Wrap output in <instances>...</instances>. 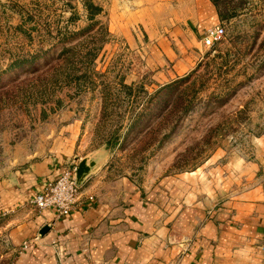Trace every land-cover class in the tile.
<instances>
[{
    "label": "rangeland",
    "instance_id": "1",
    "mask_svg": "<svg viewBox=\"0 0 264 264\" xmlns=\"http://www.w3.org/2000/svg\"><path fill=\"white\" fill-rule=\"evenodd\" d=\"M92 1L101 7L97 21L65 43L61 33L89 23L83 0H0V178L49 154L72 131L74 151L90 160L100 150L96 158L105 160L107 175L136 181L194 168L216 150L246 148L263 132L264 0H225L233 12L217 17L220 38L210 45L198 39L192 66L162 84L152 76L141 27L121 26L133 3ZM162 1L151 13L156 25L166 11ZM81 37L96 49L89 62H76V71L88 72L86 85L61 82L22 102L37 73L48 76L55 64L67 65L55 57L59 47ZM21 54H39L36 71L23 64L5 69ZM10 257L1 229L0 264Z\"/></svg>",
    "mask_w": 264,
    "mask_h": 264
},
{
    "label": "crops",
    "instance_id": "2",
    "mask_svg": "<svg viewBox=\"0 0 264 264\" xmlns=\"http://www.w3.org/2000/svg\"><path fill=\"white\" fill-rule=\"evenodd\" d=\"M130 1L121 26L141 27L158 84L192 66L198 30L218 23L210 0H163L160 25L151 14L157 0ZM75 139V131L62 135L49 154L0 178L7 264H264V130L246 148L137 181L107 175L96 150L70 211L37 209V189L86 155L74 151Z\"/></svg>",
    "mask_w": 264,
    "mask_h": 264
},
{
    "label": "trees",
    "instance_id": "3",
    "mask_svg": "<svg viewBox=\"0 0 264 264\" xmlns=\"http://www.w3.org/2000/svg\"><path fill=\"white\" fill-rule=\"evenodd\" d=\"M210 1L213 3L215 7L216 16L219 19L225 18L228 16V14L233 12L232 7L227 8L225 0H210ZM228 2H230V0H228ZM82 6L84 10V16L87 20H89V23H87L85 26L78 28L77 30L69 31V33L67 34L64 31L63 33H61V41L65 43L69 42L73 35L82 34L84 31L88 30L93 23L97 21L95 15L98 12H100L101 10L100 5L94 3L92 0H83ZM72 13L73 12H70L69 17L71 16ZM104 31H106V28H104ZM85 39L86 38L81 37L80 39H77L73 43L62 44L59 47V50L57 51L55 57H62L63 61L67 65L69 64V66L65 64H63V66L59 64H55L54 66H52V70L55 69V71L51 72L52 71L51 70L48 73L49 74L48 76L45 74L39 75L37 73L36 80L27 83L28 88L30 89L26 90L25 93L20 97L21 101L26 102L27 97L30 96L31 93L35 94L36 96H40L43 93H45V90L48 91L50 87L53 88L56 84H60L61 82L66 84L70 81L75 80V83L78 84L79 80H81V82H83L82 86L86 85L87 83L86 79L89 77L88 72L86 71V69L83 70L78 69L79 71H76L75 70L76 62L77 60H79L81 63L89 62L91 60L92 55L95 53L96 49H92L94 46L93 47L87 46L88 41H86ZM81 48H84L85 50L80 52L79 49ZM46 51L47 50L45 49V52ZM77 54H79V57L76 56ZM36 57H39V54H29L28 56H25L24 54L17 55L10 59L5 69H7L8 67L11 68L23 64L25 66L23 69H27L30 72H34L39 67L38 63H34L33 61ZM166 111L169 112V110ZM161 112H162L161 115H163L165 111L162 110ZM139 118H140V112L132 115L131 120L127 126V131L130 128H132L135 124H137ZM172 128L173 126L169 128L168 132ZM167 133H164L163 135H166Z\"/></svg>",
    "mask_w": 264,
    "mask_h": 264
},
{
    "label": "built area",
    "instance_id": "4",
    "mask_svg": "<svg viewBox=\"0 0 264 264\" xmlns=\"http://www.w3.org/2000/svg\"><path fill=\"white\" fill-rule=\"evenodd\" d=\"M222 26L219 23L205 27L199 40L204 45H210L217 41L222 34ZM75 164L63 168L55 177L45 181L32 195L30 202L37 209L50 208L55 214H67L76 200L79 183L75 180ZM28 246L27 240H22L20 248Z\"/></svg>",
    "mask_w": 264,
    "mask_h": 264
},
{
    "label": "water",
    "instance_id": "5",
    "mask_svg": "<svg viewBox=\"0 0 264 264\" xmlns=\"http://www.w3.org/2000/svg\"><path fill=\"white\" fill-rule=\"evenodd\" d=\"M93 164L92 160H87L85 157H82L78 160L75 167V180L77 183L80 182L84 174L88 171L89 166ZM47 229V225L44 224L40 227L39 233L44 232Z\"/></svg>",
    "mask_w": 264,
    "mask_h": 264
}]
</instances>
